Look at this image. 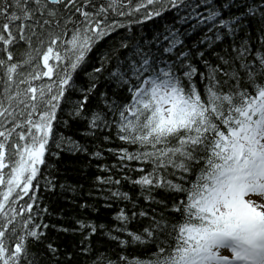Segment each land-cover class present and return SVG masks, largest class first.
I'll use <instances>...</instances> for the list:
<instances>
[{
	"label": "snow or ice",
	"instance_id": "obj_1",
	"mask_svg": "<svg viewBox=\"0 0 264 264\" xmlns=\"http://www.w3.org/2000/svg\"><path fill=\"white\" fill-rule=\"evenodd\" d=\"M0 264H264V0H0Z\"/></svg>",
	"mask_w": 264,
	"mask_h": 264
},
{
	"label": "trees",
	"instance_id": "obj_2",
	"mask_svg": "<svg viewBox=\"0 0 264 264\" xmlns=\"http://www.w3.org/2000/svg\"><path fill=\"white\" fill-rule=\"evenodd\" d=\"M85 161L83 160V158H81V161H73L71 163L74 164H80V163H84ZM108 162L109 163H114V158L109 157L108 158ZM66 163H69L68 161H66ZM94 171V169L92 170ZM75 175V174H73ZM100 208V211L97 213H92V217L93 219H97L100 222H104L106 221L111 213H109L107 211V209H105L103 207L102 204H98L97 205ZM50 210L52 211V217L49 220H46V223H51V224H55L58 228L59 227H68L70 225L66 224L65 221L71 216V215H75L76 210H71L69 204H67L64 201H61L60 203H55V198H53V203L51 204ZM88 213H82V215H87ZM63 216V219L61 218ZM52 238L55 240L57 239V233L55 231H53L51 233ZM72 238L70 236H65L63 234H60L59 236V240L62 242H67L69 240H71Z\"/></svg>",
	"mask_w": 264,
	"mask_h": 264
}]
</instances>
